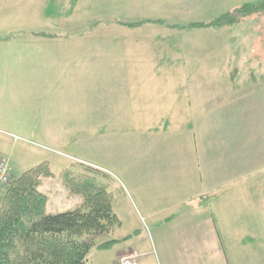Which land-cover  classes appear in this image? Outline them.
I'll list each match as a JSON object with an SVG mask.
<instances>
[{
    "label": "rangeland",
    "instance_id": "obj_1",
    "mask_svg": "<svg viewBox=\"0 0 264 264\" xmlns=\"http://www.w3.org/2000/svg\"><path fill=\"white\" fill-rule=\"evenodd\" d=\"M160 1L0 0V157L9 160L12 178L47 162L54 175L41 177H52L58 186L51 188L61 196L70 192L63 181L69 183L73 177L107 182L118 223L91 237L95 246L110 239L117 242L106 249L91 248L87 255L91 264H122L133 254L137 264H264V186L250 183L251 195L243 200L234 186L229 192L220 186L216 206L204 210L197 199L203 172L193 157L181 152L187 138L159 125L147 130L140 122L149 113L162 119L170 114L166 105L172 104L154 101L174 98L168 96L172 90L154 84L171 75L154 79L123 72L171 65L173 60L177 64L184 59L187 65V56H203L197 64L202 73L191 75L190 82L206 83V98L222 100L223 110L234 98L244 109L229 113L233 106L221 122H205L206 129L221 136L222 149L228 152L221 164L225 176L235 160L245 166L243 152L254 154V149L262 148L264 122L259 120L264 111L255 102L264 92V12L218 34L188 29L179 22V27L125 25L164 7ZM165 4L172 9L168 7L172 3ZM207 12L199 11L198 17ZM181 17L185 22L186 15ZM43 32L78 39L33 34ZM220 68L221 73H213ZM131 99L136 100L132 113L138 122L113 123L114 109ZM253 113L259 120L246 118ZM48 130L57 137L30 136ZM247 137L254 141L252 148L245 144ZM214 146L219 147L212 141L207 147ZM253 165H258L255 160ZM256 175L264 179V170ZM82 200V194L75 193L62 201L72 209Z\"/></svg>",
    "mask_w": 264,
    "mask_h": 264
},
{
    "label": "crops",
    "instance_id": "obj_2",
    "mask_svg": "<svg viewBox=\"0 0 264 264\" xmlns=\"http://www.w3.org/2000/svg\"><path fill=\"white\" fill-rule=\"evenodd\" d=\"M258 1L260 0H161L160 2H163L164 7L156 9L153 12V14L150 15L149 17H144V19H140V21L138 22H131V23H135L134 26H131L128 24H125V25L131 29L134 28L135 26H138L144 23L153 24V25L158 24L164 27H169L170 24L173 23L175 27H179L178 24H176L177 22H179V23H182L183 27H186L188 29H199V30L204 29L207 32L211 31L213 33V31H215L216 32L215 34H218L217 32H221V31L227 32L233 27H236L238 24L241 25L243 22H245V19L244 21L242 20L235 25L225 26V27H220V28H198V27L190 26V24L195 23V22H206V21L212 20L228 11L233 10L234 8L244 3H256ZM168 2L172 3L170 4L172 6H168L169 8H172L170 10H167L166 4H165ZM177 10L181 12V14H176ZM203 10H208L207 14L203 13L202 17H198L199 11H203ZM213 10H216L217 12H214ZM182 14L186 15L185 22H183V20L182 21L180 20V19H183L181 17ZM204 15H207V16L203 17ZM115 23L118 25H123L122 23L118 21H115ZM213 36H216V35H213ZM43 38H58V39H61L62 41H71V42H74V40L78 39V37H57V35L56 37H43ZM252 56L253 55H251L250 58H252ZM202 57L203 56H201V58ZM200 59H199V56L198 57L197 56H187V65L184 59L180 60L179 61L180 63H177V64H175L173 60V63L171 65L152 64L149 67L137 66V67L129 68V70L128 69L123 70V72L125 73L128 71L127 73H133V74H139V75L149 74V75H152L154 79L159 78L160 75H171L170 77H166L164 81L154 84V86H156L157 88L164 89L163 91L169 90V89L172 90L170 93H168V96H172L174 98H167V97L157 98L154 101L155 104L157 105H164L168 103L172 104L174 107L170 105H166V110L169 111L170 114L165 113L166 117L165 119H162V116H157V115L154 116L153 113H149V115L143 117V121H140V122H143V125L147 130H152L154 129V127L159 125V127L162 126L161 128L164 131H170L169 134L172 133L180 138L183 136L187 138L186 143L182 145L181 152L183 151L186 155H189L188 156L189 159H190V156L193 157L194 165H196V167L199 166L200 167L199 169L203 172V177L200 178V185L203 187L200 189L199 198L197 199L201 200L200 203H202L201 204L202 208L210 207V210H212L213 207L216 206V203L219 199L217 195L221 193V190H219L220 186L226 187L228 192L231 190L228 187L234 186L235 187L234 189L237 190V194L239 195V198H241L242 200L247 199V197H250L251 195L250 194L251 190L247 188L250 183L254 182L255 184L264 186V184H262L264 179L253 177L254 174L256 175L258 173V171L262 169L264 170V166H263L264 164V132L262 134V141H261L262 148H259V150L254 149V152H255L254 154L248 153L247 151L243 152L245 154V157H244L245 166H243L240 159H237L234 161L232 168H228L226 170L225 176L224 175L222 176L221 164L223 162V153H227L226 154V161H227L228 152L223 151L222 149L221 136L217 138L216 137L217 134L215 133L216 131L213 132L212 130L206 129L205 124L207 123L205 122L211 121L210 123H208L211 125H215L219 119L221 122L222 121L221 116L224 114V112H226L233 106H236L235 109H230L228 111L229 113H233V111L235 113H239V110L244 111V109L240 108V106H243V105L241 104L239 105L236 101L237 99L234 98V99H229V103L228 102L225 103L229 106L231 105V107L228 109L224 108L223 110L222 100H219L216 98L214 99L206 98L205 96L206 95L205 90L207 89L206 83L205 85H202L200 83L190 82V80L192 79L191 75L202 73L199 70V67H197V64ZM190 61L192 64H190ZM234 71L236 72L235 69ZM213 73H221V68H220V72L217 69V71ZM153 77H151V79ZM199 80L200 79L198 78L197 81ZM235 87H237V85ZM235 89H238V88H235ZM134 102H136V100L133 101V99H131V100H125L122 102V104H119L117 109H114L115 110L114 113L116 114L115 115L116 117L113 116V119H114L113 123L115 122H120V123L128 122V123H133V124L137 123L138 121L135 120L136 118L133 114L135 111ZM141 102L143 103V105L145 104V101H141ZM255 103H256V106L261 105V109L262 111H264V92L262 93V98H260L258 102H255ZM252 105L254 106V103ZM129 106H131L132 109H127L129 108ZM143 108L145 109V106H143ZM163 109L165 110V107H163ZM209 113H211V115ZM254 114L258 115V113H253V115L252 114L246 115L247 116L246 118L248 119L251 116V118H249L248 120H251L252 122L253 120H259V119L254 118ZM107 118H111V116H107ZM232 121H233L232 123L236 124L237 122L241 120L237 119V122H236L232 119ZM259 121L264 122V116L262 120H259ZM109 122L110 120L107 122V124L104 127L105 129L107 127L106 132L110 131ZM201 123H203L202 126H201ZM114 128L115 127L113 126L112 129L114 130ZM262 128H263V125H262ZM30 136L31 137H41V138H53V137H57V134H54L52 131L48 130L43 134H38V133L34 135L30 134ZM239 137L241 138V136ZM242 138H244V136H242ZM251 140L253 141V137L251 138ZM212 141L213 143L218 144L219 147L217 148L214 146L209 149V147L207 146H209V143H211ZM246 141H245L246 142L245 144L250 147L254 143V141L253 143L248 141V137ZM162 150L168 152L167 151L168 149H162ZM212 150H214L213 153H212ZM231 153L235 154V152L233 151ZM239 155H241V153ZM0 158H5V157H0ZM254 160L258 164L257 166L253 165ZM216 161L218 164L217 168H216ZM229 169H231L232 173L228 172ZM209 172L211 173V175L209 174ZM233 173H237V176L231 178V176H233ZM52 175H54V172H52ZM218 175L222 177H226V178L223 179L222 177H219ZM209 176H212V177H209ZM137 178H138L137 176H134L135 180ZM255 180L257 181L255 182ZM52 181H54L52 177H41V183L38 187L39 192L47 196L46 211L48 213H56V212L66 211L70 209L68 208V205H65L62 200L64 198L66 199L67 196L71 197V195L73 194H71L70 192H68L69 195H64V196L59 195L60 192H58L57 194L56 191L54 190L55 188H51V186H53L54 184L58 186V183L52 182ZM49 182H52L53 184ZM204 200L206 201L204 202ZM205 204L207 206H204ZM205 208L203 209L206 210ZM209 215L212 217L213 213L209 212ZM212 225H213L214 231L217 232V229L215 228L213 221H212ZM217 246L219 250L223 249L221 247V244Z\"/></svg>",
    "mask_w": 264,
    "mask_h": 264
},
{
    "label": "trees",
    "instance_id": "obj_3",
    "mask_svg": "<svg viewBox=\"0 0 264 264\" xmlns=\"http://www.w3.org/2000/svg\"><path fill=\"white\" fill-rule=\"evenodd\" d=\"M264 12V0L244 3L206 22L191 23L198 28L232 26ZM139 24V23H138ZM134 26L135 23H128ZM56 37L49 33H33ZM52 172L47 162L24 171L0 188V264H91V248L106 249L117 241L110 239L94 245L91 236L107 232L117 224L112 211L107 182L92 179L69 183L70 193H81L82 203L72 209L48 213L47 196L39 192L42 175ZM72 178V177H71ZM89 178V177H88ZM88 236V237H86Z\"/></svg>",
    "mask_w": 264,
    "mask_h": 264
},
{
    "label": "built area",
    "instance_id": "obj_4",
    "mask_svg": "<svg viewBox=\"0 0 264 264\" xmlns=\"http://www.w3.org/2000/svg\"><path fill=\"white\" fill-rule=\"evenodd\" d=\"M11 179V166L6 158L0 159V188L7 185ZM136 254L125 257L122 264H137Z\"/></svg>",
    "mask_w": 264,
    "mask_h": 264
}]
</instances>
